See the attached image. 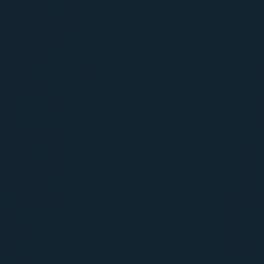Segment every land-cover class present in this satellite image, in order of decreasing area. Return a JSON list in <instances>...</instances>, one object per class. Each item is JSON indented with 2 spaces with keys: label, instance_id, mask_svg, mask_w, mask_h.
<instances>
[{
  "label": "water",
  "instance_id": "water-1",
  "mask_svg": "<svg viewBox=\"0 0 264 264\" xmlns=\"http://www.w3.org/2000/svg\"><path fill=\"white\" fill-rule=\"evenodd\" d=\"M0 264H264V0H0Z\"/></svg>",
  "mask_w": 264,
  "mask_h": 264
}]
</instances>
